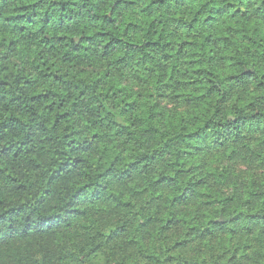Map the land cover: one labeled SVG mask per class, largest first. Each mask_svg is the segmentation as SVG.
I'll list each match as a JSON object with an SVG mask.
<instances>
[{"label":"trees","instance_id":"trees-1","mask_svg":"<svg viewBox=\"0 0 264 264\" xmlns=\"http://www.w3.org/2000/svg\"><path fill=\"white\" fill-rule=\"evenodd\" d=\"M0 264H264V0H0Z\"/></svg>","mask_w":264,"mask_h":264}]
</instances>
